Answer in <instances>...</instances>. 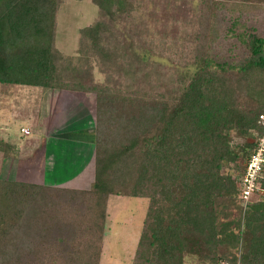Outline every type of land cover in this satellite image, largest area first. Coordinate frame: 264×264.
<instances>
[{
	"label": "trees",
	"instance_id": "1",
	"mask_svg": "<svg viewBox=\"0 0 264 264\" xmlns=\"http://www.w3.org/2000/svg\"><path fill=\"white\" fill-rule=\"evenodd\" d=\"M93 1L106 19L127 16L133 22L140 17L131 0ZM58 3L0 0L1 85L95 88L80 84L79 77L74 84L52 82L61 70L55 63L60 53L53 46ZM107 29L97 20L81 32L94 35L98 45L97 35ZM248 46L250 57L238 69L251 79L254 73L264 75V37L252 34ZM149 47L142 62L153 56L151 43ZM224 66L200 56L179 95L145 104L124 120L104 119L108 109L98 105L92 187L71 191L72 205L59 197L64 190L58 187L0 180V264H98L101 224L91 218L87 197L96 194L101 208L109 193L150 199L130 264H176L181 250L198 252L211 264H237L238 258L241 264H264V166L255 179L262 190L241 216L225 214L217 202L242 196L247 162L264 133L258 122L264 103L258 110L236 106L233 90L226 93L219 77ZM96 91L101 101L106 89ZM155 122L159 133L149 137ZM253 128L257 141H252L251 152L244 151L238 177L221 172L237 159L226 130L245 135ZM137 143L144 146L143 157L135 154Z\"/></svg>",
	"mask_w": 264,
	"mask_h": 264
},
{
	"label": "rangeland",
	"instance_id": "2",
	"mask_svg": "<svg viewBox=\"0 0 264 264\" xmlns=\"http://www.w3.org/2000/svg\"><path fill=\"white\" fill-rule=\"evenodd\" d=\"M58 1L53 46L60 53L55 63L61 70L52 82L74 84L79 77L80 84L95 88L61 91L0 84V180L58 187L64 190L58 196L72 205L71 191L92 187L98 105L108 109L104 119L124 120L145 104L169 100L179 95L203 55L225 63L219 77L226 93L233 90L236 106L258 110L264 103V75L254 73L247 79L238 69L250 57L249 37H264V0H131L133 13L140 16L133 22L127 16L106 19L93 0ZM97 20L108 29L95 36L99 42L95 45L94 35L81 30ZM150 43L153 56L142 62L140 56L149 51ZM96 87L106 89L102 102ZM258 122L264 132V112ZM156 124L147 136L159 133ZM226 132L237 159L223 165L221 172L238 177L244 151L251 152L252 141H257L256 130L249 129L245 135L236 129ZM143 147L137 143L135 154L143 157ZM258 189L247 199L237 195L217 199L218 206H224L225 214L239 217L258 198L262 190ZM88 201L91 218L101 224L98 264H130L150 199L109 193L101 208L96 194ZM236 261L241 264L239 258ZM176 264L211 262L193 250H181Z\"/></svg>",
	"mask_w": 264,
	"mask_h": 264
},
{
	"label": "built area",
	"instance_id": "3",
	"mask_svg": "<svg viewBox=\"0 0 264 264\" xmlns=\"http://www.w3.org/2000/svg\"><path fill=\"white\" fill-rule=\"evenodd\" d=\"M24 133H28L29 131L24 127L21 128ZM264 133L260 137L258 141L257 147L253 150L250 155V158L247 162L245 173L242 178V182L244 184V189L242 190V197L248 198L254 190L260 187L255 183V179L257 173L264 166Z\"/></svg>",
	"mask_w": 264,
	"mask_h": 264
}]
</instances>
